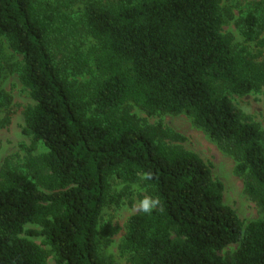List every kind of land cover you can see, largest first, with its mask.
<instances>
[{
  "label": "trees",
  "instance_id": "1",
  "mask_svg": "<svg viewBox=\"0 0 264 264\" xmlns=\"http://www.w3.org/2000/svg\"><path fill=\"white\" fill-rule=\"evenodd\" d=\"M227 12L220 0H0L33 101L27 156L0 168V264H116L103 220L131 184L151 205L124 222L126 264H264V133L228 96L264 87V24L249 11L239 46L222 32ZM134 106L185 114L234 160L260 216L243 222L211 167L167 140L183 137L141 125ZM13 111L0 87V125Z\"/></svg>",
  "mask_w": 264,
  "mask_h": 264
},
{
  "label": "rangeland",
  "instance_id": "2",
  "mask_svg": "<svg viewBox=\"0 0 264 264\" xmlns=\"http://www.w3.org/2000/svg\"><path fill=\"white\" fill-rule=\"evenodd\" d=\"M220 3L224 8V13L228 11L222 25V32L229 35L232 42L239 46L245 42L240 32V25L249 11L254 12L264 24V0H220ZM260 36L264 38V28ZM249 48L254 49L252 45H249ZM0 50L3 65L0 87L11 95L14 107L8 121L0 125V168L5 164L17 167L24 162L28 148L32 143L31 136L26 134L23 128L25 125L24 109L33 101L28 88L19 79L22 55L12 50L7 40L2 36H0ZM261 50L264 53V47ZM228 96L240 111L242 118L246 121L256 122L264 133V87L244 95L229 93ZM130 112L143 126L159 123L163 128L182 136L183 139L167 140L196 153L211 167L212 176L223 183V202L233 208L243 222L260 216L259 208L243 192L242 177L234 173V160L223 153L202 130L193 126L185 114L160 112L147 114L135 106L130 109ZM43 150L44 147L40 143H36L31 149V154H38ZM123 189V185L117 187L118 191ZM145 205H151L150 196L145 189L131 184L125 195L122 196L120 205L107 210L103 222L117 228V232L111 237L108 248V252L114 254L116 264H126L125 257L118 254L117 251L118 242L124 232V222L130 214ZM25 228L39 229L40 227L36 224H26ZM30 238L37 241L42 237L31 235ZM46 264L56 263L53 257H49Z\"/></svg>",
  "mask_w": 264,
  "mask_h": 264
},
{
  "label": "clouds",
  "instance_id": "3",
  "mask_svg": "<svg viewBox=\"0 0 264 264\" xmlns=\"http://www.w3.org/2000/svg\"><path fill=\"white\" fill-rule=\"evenodd\" d=\"M149 209H148V207H147V205H145V207H144V211H148Z\"/></svg>",
  "mask_w": 264,
  "mask_h": 264
}]
</instances>
